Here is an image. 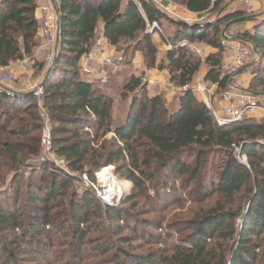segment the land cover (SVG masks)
Masks as SVG:
<instances>
[{
  "label": "trees",
  "instance_id": "16d2710c",
  "mask_svg": "<svg viewBox=\"0 0 264 264\" xmlns=\"http://www.w3.org/2000/svg\"><path fill=\"white\" fill-rule=\"evenodd\" d=\"M138 1L141 9L132 1L125 5L123 0H61L60 51L44 95L55 154L67 161L72 172L86 173L91 182L96 181V173L101 168L114 166L146 199L151 200L147 194L153 189L157 193L154 199L157 206L162 204L161 195L172 193L167 187L168 177L163 183L157 181V178L162 180L165 172L176 178L188 176L190 183L196 182L203 194L202 200L218 197L215 206L189 222L191 233L177 241L163 264H264V119L219 127L206 104L191 88L202 61L188 47H179L188 41L209 48L212 53L205 61L206 82L224 90L229 78L222 73L221 28L246 14L222 13L214 22L206 21L196 27L172 21L176 26L172 37L167 39L162 32L155 33L165 44L173 46L158 61L159 52L152 41L155 34L149 35L146 31L148 25L161 24L165 14L147 0ZM169 1L180 3L197 16L221 6L220 1L213 0ZM36 11L37 0L1 1L0 68L31 57L39 46L40 24ZM99 28L113 48L142 36L147 67L168 71L171 83L188 89L177 98L176 110H170L162 96L150 98L142 79L132 77L124 86L125 92L133 95L127 118L122 126L112 128V96L103 90L102 84L90 83L80 73L81 59L92 49ZM243 39L264 50V21L254 27L253 33L243 34ZM262 87L264 78H256L247 91L261 93L256 90ZM32 109L36 112L30 114V123L8 130L20 113ZM41 120L34 98L9 95L0 87V160L6 159L11 170L24 164L30 156L39 155V148L29 151L30 144L26 142L34 140L39 144V136L35 134L42 130ZM108 134H113L110 141L101 142ZM235 147L246 156L247 164L236 158ZM213 156L219 160L210 163ZM153 168L154 172L150 173ZM209 171L211 180L206 183L204 173ZM40 172L42 188L34 180ZM47 175L52 178L50 181ZM74 180L49 163L37 166L31 181L28 178L25 194L32 209L25 221L17 204L13 207L11 203H17L21 193L18 177L6 191H0V197H7L6 202L0 200V264H18L19 244L31 252L50 255L56 246L52 229L54 202L65 196ZM70 197L73 199L67 213L73 225L70 245L74 258L83 262L86 240L96 231L119 238L125 232L136 230L129 223L131 215L127 211L102 206L92 193L80 197L74 193ZM131 201H123L121 205ZM121 222L125 223L121 225ZM41 238L47 242L42 243ZM150 238L159 245L171 240L168 232ZM112 248V241H106L97 247L95 256L106 255ZM123 255L134 264H157L155 255L136 257L129 252Z\"/></svg>",
  "mask_w": 264,
  "mask_h": 264
},
{
  "label": "rangeland",
  "instance_id": "374dc122",
  "mask_svg": "<svg viewBox=\"0 0 264 264\" xmlns=\"http://www.w3.org/2000/svg\"><path fill=\"white\" fill-rule=\"evenodd\" d=\"M220 1L221 6L216 11L205 14L204 16H194L189 15L190 21L197 20L199 24H204L206 21H215L217 16L222 13H230V12H244L245 17H256L255 21L245 22L235 24L237 27V32H233L231 36L239 38V40L247 45L249 52H251L252 56L249 57L246 66L243 68L244 70L240 75H244L250 79V82L255 80L256 78H264V50H259L255 48V46L243 39V34L246 33V27L249 29L247 33H253L254 27L259 23L264 21V7L256 12V15L253 14L252 7H248L246 4V0H214ZM262 1V0H261ZM264 1V0H263ZM131 2L128 0H123V3ZM176 6L182 9H185L180 3H173ZM38 5V2H37ZM181 11V10H180ZM183 11V10H182ZM165 13V18L162 19V23L158 24L161 29L163 35L169 39L174 35L176 30V26L173 25L171 19L169 18L171 15L167 13V11H163ZM174 19V16H171ZM202 18V19H200ZM224 26L221 28L220 38L222 36V31ZM230 28L226 31L228 35H230ZM244 30V31H243ZM229 32V33H228ZM39 38V36H38ZM142 36L137 38L134 41H124L118 48H115L116 52L112 54V57L123 56L125 58V66L122 69H115L114 67L107 68V76L108 83L103 85V90L106 93H109L113 100V122L112 128L116 129L120 127L123 121H125V117L128 114L129 106L132 101V94L125 92L124 86L131 80L132 77L141 78L144 85L147 86V93L149 96V82L150 77L147 74V71L156 70L161 76H165L166 80L169 78L167 84L163 83L165 88L163 91L161 90V94L157 96H162L165 104L170 106L167 102L166 97L168 95H173L176 99L179 97L177 94L173 93V88L176 87L170 81V75L168 71H160L157 67L148 68L147 61L145 59V48L144 44L141 41ZM153 43L156 45L159 58L158 61L164 54L169 51V47L160 39L158 34H155L152 39ZM201 49L202 54H194L191 51V47H188L189 51L195 55L198 59L203 62L207 59V51H210L204 44L191 43ZM113 48V47H112ZM166 48V49H165ZM24 60L32 61L33 65L29 71H32L33 76L32 79H29L24 72V68L22 67V62ZM43 60L37 61L34 58V51L31 57H24L23 60L14 61L10 64L8 68H0V77L5 78L6 84L12 85L13 88L19 90H26L29 88V82L31 83H40L43 84L49 69L42 62ZM140 64H134V62H139ZM224 59V51L222 50V73L225 74L227 64ZM208 73V68L203 65L200 72L194 79L192 90L194 91L196 97L205 103V98L203 97L200 89L204 88L206 91L203 93L206 96V100L211 102L216 108H218L216 101H220V97L222 95L223 90L218 87H214V84H210L206 82V76ZM51 78V77H50ZM49 78V79H50ZM48 79V80H49ZM86 79V78H85ZM86 80H89L87 78ZM161 79H157V84ZM201 81V82H200ZM235 85L238 87L237 82L235 81ZM249 88V87H248ZM264 94V87L256 90ZM36 103V101H35ZM36 108L39 111L37 104ZM170 110L173 111L172 108ZM34 109L27 110L26 112L20 113L19 119H15L8 130L14 129L19 125H23L24 122H31L30 114L35 113ZM256 121H259L255 119ZM43 125V121L41 120ZM52 127V125H51ZM94 135V132H92ZM39 136V144L34 140H28L26 142L27 145L30 144L29 151H34L35 148H39V155L34 158L31 157L24 162L18 168L11 170L10 164L6 159L0 160V191H6L9 187H11L13 180L18 177V183H20V195L18 197L17 203L11 201L13 207L17 204L18 209L21 210V219L22 221L27 220V218L31 216L32 204L28 203L26 197L27 183L28 178L31 181V175L34 169L37 166L42 164H51L58 168L54 163L55 160L62 159L55 154L54 146L52 143L51 151L48 155H44V149L42 145L43 139V126L42 130L39 134H35ZM35 136V137H36ZM113 137V134H108L105 138L101 140L110 141ZM4 139H9L8 136H4ZM140 151V150H138ZM144 157L141 159L144 161ZM43 160V161H42ZM65 160V159H64ZM219 159L216 156L210 158V163L214 161H218ZM59 164V162H58ZM63 167V165H61ZM61 170L60 168H58ZM111 169V173L113 177L121 184L122 192L119 195H115L107 204L102 200L100 195H104L105 186L102 181V172L105 170ZM130 169V168H129ZM155 168L152 169L150 173H153ZM64 171L70 174L75 180L71 184V186L66 190L65 196L59 197L56 202H54L55 210L52 213V217L54 219V225L52 227L54 235L53 241L55 243V248L50 252V255H42L31 252L30 249H27L25 246H17L18 248V264H112L116 262L117 264H134L133 262H129L124 257V252H129L134 256H149L155 255V261L157 264H163V259L170 255V250L172 247L179 241L181 238L185 237L191 231L189 228V222L201 215L205 211H208L211 207L215 206L218 201L217 196H213L208 200H202L203 197L201 193V189L197 187L196 182L189 181V177L184 178H176L171 175L170 172H165L162 176V180L157 178L159 183L164 182V178L168 177V185L170 189H172V193L170 195H161L160 198L163 200L162 204L156 205L155 197H157V193L152 190L147 194L151 197V200L146 199L144 193L138 189H134V186L131 182L128 181L125 174H120L117 172L114 166L101 168L96 173V181L91 182L86 175V173H74L68 168V163L65 160L64 163ZM208 171V170H207ZM206 178V183L211 180L212 172L204 173ZM42 173H38L35 175V183L39 185L40 188L43 187L44 182L42 180ZM88 182L86 181V178ZM52 178L47 175V180L50 181ZM88 183V184H87ZM149 184L147 185V187ZM42 193V189H40ZM92 193L96 201L102 206H112L116 208H120L122 210L127 211L131 218L129 219V223L131 227L136 229L134 232H125L121 237L113 238L112 235L106 232H94L91 236L86 240L87 245L83 250V262L81 259H76L73 256V248L70 245L73 233V225L68 216L67 209L69 208V203L73 199L70 197L71 194H77L79 197L84 193ZM11 200L12 197H10ZM131 203L122 206L123 201L131 200ZM0 200L6 202L7 197H0ZM39 207H42V203L38 202ZM230 206H228L229 208ZM23 217V218H22ZM94 224L99 225L97 220H93ZM124 221V220H123ZM126 221V219H125ZM125 222H121V225ZM157 225V226H156ZM168 232L171 236V240L166 245L155 244L150 238L151 235H164V233ZM14 239L13 237L10 238ZM120 239L124 241L121 242ZM40 241L42 243L47 242L45 238H41ZM106 241H112L113 248L106 255L95 256L97 254V247L106 243ZM119 247V248H118ZM16 248V246H15ZM118 248V250H117ZM47 250V249H46Z\"/></svg>",
  "mask_w": 264,
  "mask_h": 264
},
{
  "label": "built area",
  "instance_id": "2783aa9c",
  "mask_svg": "<svg viewBox=\"0 0 264 264\" xmlns=\"http://www.w3.org/2000/svg\"><path fill=\"white\" fill-rule=\"evenodd\" d=\"M1 1L2 0H0V4ZM128 1L136 3L141 9V4L138 0ZM147 1L153 4L161 12L168 10L167 4L173 5V2L169 0ZM253 1L254 0H246L247 6L251 7ZM37 2V11L42 14V23L41 27L39 28L41 43L35 49L34 58L36 59L37 57H43L44 64L50 70L53 67V63L58 57L60 51L61 0H37ZM158 31L162 32L159 28L158 23H153L152 25H148L146 32L149 35H154ZM166 45L169 47V50L173 49L172 45ZM220 46L224 51V56L227 61V67L224 76L229 78V82L220 97V107L216 108L211 102L206 100V96L205 94H203L206 89H200V92L205 98V104L214 117L215 122L219 127H225L233 124L243 123L251 119H257L259 121L263 120L264 95L256 96L254 93L248 92L247 90H242L235 85V81L238 77L239 72L246 66L249 57L252 56L251 52H249V49L247 48V45L241 42L239 38L225 33V37L221 36L220 38ZM179 47H191V51L194 54H202L201 49L188 41L182 42ZM105 48H110V45L104 39L102 31H98L96 33L95 42L92 49L82 57L80 63V73L84 78H89L88 81L90 83H100L102 85H105L108 83V76L106 72L108 67L122 69L125 66V58L122 55L119 57L104 56L101 51ZM32 63V61L24 60L21 64L26 71V76L29 79H32L33 76L32 71H29L33 65ZM98 72L99 77L96 78L95 76ZM0 87H6L11 91H19L22 94L27 95L28 97H31L32 95V98H34V100L36 101L41 119L43 121L42 145L44 149V155H48L52 148V127L50 117L44 108L45 87H43L40 83L29 82L28 89L19 90L13 88L12 85L6 84L5 78L3 77H0ZM214 87H218V85L214 84ZM187 90V87L176 86L175 88H173V93L180 96ZM5 93L13 96L16 95L10 92ZM235 156L241 163L247 164L246 156L242 154L241 149L238 147H235ZM54 163L61 170L64 169L65 160L63 158L58 161L55 160ZM61 165H63V167ZM85 178L88 182L87 177ZM104 191V195H100V197H102V200L104 202L109 204L111 199H109V195H107V190Z\"/></svg>",
  "mask_w": 264,
  "mask_h": 264
},
{
  "label": "crops",
  "instance_id": "0c3cea01",
  "mask_svg": "<svg viewBox=\"0 0 264 264\" xmlns=\"http://www.w3.org/2000/svg\"><path fill=\"white\" fill-rule=\"evenodd\" d=\"M251 7H252V11L254 12L253 14L256 15V12L260 11L264 7V1L263 0L262 1L261 0H254L253 3L251 4ZM167 8H168L167 13L170 14L171 16H174L175 18H177V19H174L171 16L169 17L170 19L172 18L171 21H174V22H180V21L189 22L190 21L189 20L190 19L189 15H193V14L189 13L186 9H182V8L179 9V7L176 6L175 4H173V5H168L167 4ZM162 13H164V12H162ZM36 19L38 20V22L40 24V27H41L42 14L40 12H38V11L36 12ZM235 26L236 25H233V26L230 27V30H229L230 33L228 32L230 35H232L233 32H237V29H236L237 27H235ZM101 29L102 28H99L98 31H102ZM248 30L249 29L246 27L245 31L247 32ZM38 36H39L38 42H39V45H40V43H41L40 32H38ZM154 37H155V35H154ZM35 49H34V52H35ZM101 52H102V54L104 56H112V54L115 53L116 50H115V48L110 47V48L103 49ZM207 52H208L207 55L212 53L211 51H207ZM224 59H225V56H224ZM36 60L37 61L43 60V57H37ZM134 64H140V61L139 62H134ZM203 65H205V62L202 63V67H203ZM9 67H10V65H9ZM24 72H26L25 69H24ZM147 74L150 77V82H149V86H148L149 97L153 98V97H156L157 95L161 94V90L163 91V89L165 88L163 83H165V85H166L168 80H169V78H167V80H166L165 76L159 75L160 73L158 71H156V70L147 71ZM95 77L96 78L99 77V72L97 73V75ZM157 79H161V81L158 82V84H157ZM236 82H237L238 87L241 88L242 90H248V87L250 86V83H251L250 79L247 78L244 75H239L237 77V79H236ZM166 99H167V102L170 104V106H167V107L169 109L172 108L173 110H176L177 109V99L173 95H168L166 97ZM216 104H217L218 107H220L221 102L220 101H216ZM126 118H127V115L125 117V120H126ZM122 125H123V123H122ZM117 128H119V127H117Z\"/></svg>",
  "mask_w": 264,
  "mask_h": 264
},
{
  "label": "water",
  "instance_id": "95a60500",
  "mask_svg": "<svg viewBox=\"0 0 264 264\" xmlns=\"http://www.w3.org/2000/svg\"><path fill=\"white\" fill-rule=\"evenodd\" d=\"M255 20H256V17H255V16H253V17H241V18H237V19L231 20L230 22H228V23L225 25V27H224V29H223V31H222V36L225 37V33H226V31H227L231 26H233V25H235V24L245 23V22H252V21H255ZM177 23H179V24L182 25V26H186V27H196V26L199 25V23H198L197 20L189 21V22H186V21H180V22H177ZM57 60H58V59L56 58L55 61H54V63H53V67L48 71L47 76H46V79H45L44 83L42 84L43 87L46 86V83H47L48 79L50 78V76H51L52 73L54 72V70H55V68H56V65H57ZM244 69H245V68H244ZM244 69H242V70L239 72L238 76L242 73V71H243ZM2 89H3L4 92H7V93L10 92V93H14V94H16V95H25V94H22V93L19 92V91H11V90H9V89L6 88V87H3ZM254 94H255L256 96L264 95L263 93H262V94H261V93H254ZM31 97H32V95H31Z\"/></svg>",
  "mask_w": 264,
  "mask_h": 264
},
{
  "label": "bare ground",
  "instance_id": "6f19581e",
  "mask_svg": "<svg viewBox=\"0 0 264 264\" xmlns=\"http://www.w3.org/2000/svg\"><path fill=\"white\" fill-rule=\"evenodd\" d=\"M102 181L109 199H112L115 195H119L122 192L121 184L113 177L111 169L102 172Z\"/></svg>",
  "mask_w": 264,
  "mask_h": 264
}]
</instances>
